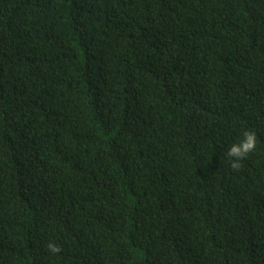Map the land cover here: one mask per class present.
<instances>
[{
    "label": "trees",
    "instance_id": "obj_1",
    "mask_svg": "<svg viewBox=\"0 0 264 264\" xmlns=\"http://www.w3.org/2000/svg\"><path fill=\"white\" fill-rule=\"evenodd\" d=\"M0 264H264V0H0Z\"/></svg>",
    "mask_w": 264,
    "mask_h": 264
},
{
    "label": "clouds",
    "instance_id": "obj_2",
    "mask_svg": "<svg viewBox=\"0 0 264 264\" xmlns=\"http://www.w3.org/2000/svg\"><path fill=\"white\" fill-rule=\"evenodd\" d=\"M258 143L259 140L256 133L252 130H245L239 141L231 144L228 149V156L237 158L236 163L238 166L239 160L244 158L248 153L253 152ZM49 247L52 252L58 251L55 243H51Z\"/></svg>",
    "mask_w": 264,
    "mask_h": 264
}]
</instances>
